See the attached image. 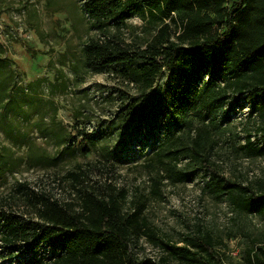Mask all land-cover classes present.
Segmentation results:
<instances>
[{
  "label": "rangeland",
  "instance_id": "1",
  "mask_svg": "<svg viewBox=\"0 0 264 264\" xmlns=\"http://www.w3.org/2000/svg\"><path fill=\"white\" fill-rule=\"evenodd\" d=\"M83 3L0 0V210L30 220L43 197L80 211L79 190L100 196L125 191L123 213L142 203L149 229L134 246L139 257L184 264L166 244L183 246L188 237L208 233L222 264H250V251L264 246V213L239 210L234 193L214 192L210 171L197 163L187 166L186 158L179 159L174 169L189 178L176 181L173 162H153L157 140L127 137L129 111L140 101L138 87L121 77L119 65L85 64L90 39L118 35L143 47L156 33L154 24L135 16L119 29L101 30ZM168 23L177 41L180 29ZM228 95L240 105L212 132L207 147L212 168L264 192V149L250 154L243 148L247 139L264 145V115L248 114L242 95L230 90ZM22 260L3 246L0 234V264Z\"/></svg>",
  "mask_w": 264,
  "mask_h": 264
},
{
  "label": "trees",
  "instance_id": "2",
  "mask_svg": "<svg viewBox=\"0 0 264 264\" xmlns=\"http://www.w3.org/2000/svg\"><path fill=\"white\" fill-rule=\"evenodd\" d=\"M83 8L101 30L119 29L135 16L156 29L143 47L124 43L118 35L90 39L84 47L85 64L119 65L121 77L138 87L140 101L129 111L127 137L140 143L157 140L152 161L173 162L176 181L189 178L174 169L186 158L187 166L197 163L210 171L214 192L234 193L237 209L264 213V192L220 175L207 153L213 130L240 105L238 99H227L229 90L245 98L248 114L264 115V0H84ZM166 20L180 29L177 41ZM243 148L256 154L264 145L247 139ZM79 192L80 211L49 197L37 200L35 219L0 210L3 246L11 255L21 254V264H159L134 251L140 234L149 233L142 203L123 213L125 191ZM184 244H166L168 253L184 264H222L208 233L190 236ZM248 262L264 264V246L251 250Z\"/></svg>",
  "mask_w": 264,
  "mask_h": 264
}]
</instances>
